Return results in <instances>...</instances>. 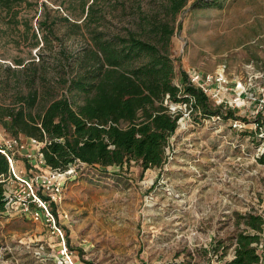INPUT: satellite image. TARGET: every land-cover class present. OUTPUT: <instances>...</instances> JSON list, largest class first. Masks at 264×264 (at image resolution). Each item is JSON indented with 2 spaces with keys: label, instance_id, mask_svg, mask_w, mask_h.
<instances>
[{
  "label": "rangeland",
  "instance_id": "obj_1",
  "mask_svg": "<svg viewBox=\"0 0 264 264\" xmlns=\"http://www.w3.org/2000/svg\"><path fill=\"white\" fill-rule=\"evenodd\" d=\"M68 1L26 0L29 5L24 3L10 12L0 9V105L12 106L17 93L28 91L23 82L30 71L23 67L39 53V47L31 46V33L37 37L42 34L38 22L43 5L53 19L67 14ZM120 1L126 10L118 7L112 11L106 26L124 33L131 3ZM160 1L142 0L141 4L144 10H154ZM195 1L189 0L176 17L170 46L174 84L179 83V71H223L229 79L243 81L248 62L258 61L264 66L262 51L252 44L264 37V0H216L223 2L220 9L193 8ZM55 30L64 46L81 45L79 37H64L63 24H57ZM49 61L52 64V59ZM169 109L180 110L182 117L169 138L167 162L161 170L141 174L138 165L131 163L128 168L105 170L75 164L66 171L55 205L70 251L66 264H165L183 260L224 264L235 233L243 228L238 226L236 215L264 217V165L257 162L261 148L255 138L234 130L228 119L196 122L185 105L169 104ZM236 117L243 119L238 111ZM11 138L15 137L0 124V142ZM19 139L29 144L25 137ZM41 146L29 144L27 149L36 153ZM31 162L18 160L23 163L21 170L32 171L28 176L48 170L32 167L35 162ZM14 185L9 179L7 187ZM219 245L227 252L221 253L224 250L220 247L214 255L213 249ZM60 247L61 241L41 223L16 208L8 207L0 214V264H61Z\"/></svg>",
  "mask_w": 264,
  "mask_h": 264
},
{
  "label": "trees",
  "instance_id": "obj_2",
  "mask_svg": "<svg viewBox=\"0 0 264 264\" xmlns=\"http://www.w3.org/2000/svg\"><path fill=\"white\" fill-rule=\"evenodd\" d=\"M188 1L161 0L157 9L144 10L142 0H130L124 33L106 26L112 11L118 7L126 10L120 0H69L67 14L53 19L44 4L38 22L42 34L31 33V46L39 47V53L23 67L30 71L23 82L28 91L17 93L14 105H0V124L15 138L39 142L45 166L60 172L75 164L105 170L128 168L133 163L141 174L161 170L167 162L169 138L182 117L169 104L185 105L196 122L215 116L236 119L232 111L215 106L190 85L186 72L179 71V83L173 82L171 38L176 17ZM24 3L29 5L26 0H0V9L10 12ZM222 5V1L196 0L193 8L220 9ZM59 23L65 27L64 37L81 39L79 47L63 45L55 30ZM257 162L264 165V152ZM9 170L0 152V214L7 210ZM236 216L243 228L235 233L232 257L224 264H259L253 244L262 241L264 217L253 213ZM220 247L212 253L217 254ZM221 248V253L227 252Z\"/></svg>",
  "mask_w": 264,
  "mask_h": 264
},
{
  "label": "built area",
  "instance_id": "obj_3",
  "mask_svg": "<svg viewBox=\"0 0 264 264\" xmlns=\"http://www.w3.org/2000/svg\"><path fill=\"white\" fill-rule=\"evenodd\" d=\"M264 55V37H259L252 42ZM245 78L243 81L229 79L223 71L220 73H199L189 71L188 82L193 87L201 90L206 97L215 105L222 106L223 110H230L239 118L229 120L234 130L246 132L259 143L261 154L264 152V66L261 63L250 61L245 65ZM176 110V109H175ZM174 109L171 111L174 112ZM246 118V119H245ZM249 121H248V120ZM213 122L220 121L219 116L211 117ZM249 124V125H248ZM29 144L38 145L39 142L29 139ZM23 141L11 138L0 142V152L9 163V179L15 183L12 189L7 187L5 192L6 208H16L22 215L30 217L34 222L41 223L47 232L61 241L60 255L61 264H66L69 258V250L64 241V229L61 227L55 205L59 200L64 184V176L67 172H60L45 166L39 149L30 151ZM26 160L27 163L36 167L48 168L42 175L31 174L18 169V160ZM257 253L260 255L259 264L264 263V235L262 241L254 243ZM232 257V252L230 256ZM210 264H218L211 261Z\"/></svg>",
  "mask_w": 264,
  "mask_h": 264
},
{
  "label": "crops",
  "instance_id": "obj_4",
  "mask_svg": "<svg viewBox=\"0 0 264 264\" xmlns=\"http://www.w3.org/2000/svg\"><path fill=\"white\" fill-rule=\"evenodd\" d=\"M17 164H19V165H18L19 169H23V167L20 168V166H22L23 163H18V162H17ZM17 164H16V167H17Z\"/></svg>",
  "mask_w": 264,
  "mask_h": 264
}]
</instances>
